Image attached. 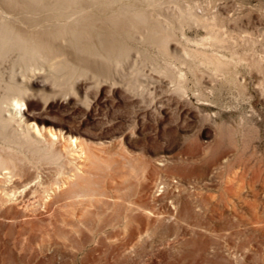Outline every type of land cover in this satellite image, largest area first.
<instances>
[{
  "label": "rangeland",
  "instance_id": "obj_1",
  "mask_svg": "<svg viewBox=\"0 0 264 264\" xmlns=\"http://www.w3.org/2000/svg\"><path fill=\"white\" fill-rule=\"evenodd\" d=\"M184 2L208 24L176 21ZM164 6L188 46L203 39L230 60L223 71L162 55L146 34L108 76L65 80L44 62L23 77L14 62L33 113L19 130L61 158L28 153L24 174L0 171V264H264V0ZM37 12L26 15L47 22ZM165 63L182 88L155 70ZM28 173L37 181L23 184Z\"/></svg>",
  "mask_w": 264,
  "mask_h": 264
},
{
  "label": "bare ground",
  "instance_id": "obj_2",
  "mask_svg": "<svg viewBox=\"0 0 264 264\" xmlns=\"http://www.w3.org/2000/svg\"><path fill=\"white\" fill-rule=\"evenodd\" d=\"M165 1L167 0H0V137L4 142L0 144L1 172L8 177L18 174L22 171L23 164L28 165L29 154H36L44 160L50 158L58 161L61 158L60 151L53 148L52 139L42 140L32 136L28 125L19 130L22 115L24 122L28 124L33 120V113L21 112V106L30 97L26 94L28 88L26 89L25 83L17 81L14 62L20 65L19 70L23 77H26V70L38 68L44 62L54 65L65 80L87 74L93 76L101 73L108 76L112 73V65L118 71L117 67L124 62L122 60L130 56L129 52L133 47L131 43L135 38H144L142 34H146L149 36L146 39L159 53L172 56L186 65L191 60L198 59L201 64L213 67L214 71H221L228 66L230 60L216 52L206 51L202 46L205 43L203 39L198 40L199 44L194 43V47H190L186 43L189 39L183 36V31V39L176 35L174 26L171 25L172 17L161 12ZM174 7L176 9L169 12L177 17L176 21L182 26L188 19L208 24L205 12L194 9V5L185 3ZM37 11L44 12L39 17H46L43 20L47 22L40 23L34 21L36 17L26 15L30 12L36 14ZM14 12L25 13L30 19L16 20L11 14ZM162 15L165 23L161 22ZM206 38L213 45H223L221 38L215 34L210 40ZM14 55L17 58L15 61ZM154 67L158 73L178 78V88L183 87V73L180 70L174 75L166 63L156 64ZM137 74L143 73L136 69L127 77ZM137 81L134 83L130 80L127 83L130 88L135 89L138 86ZM75 139L72 137L70 141L72 146H75ZM74 152L78 154L77 151ZM25 177L23 184L30 183L32 179L36 180L30 173L25 174ZM12 183L14 184L11 187L17 186L15 180Z\"/></svg>",
  "mask_w": 264,
  "mask_h": 264
}]
</instances>
